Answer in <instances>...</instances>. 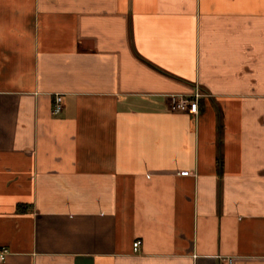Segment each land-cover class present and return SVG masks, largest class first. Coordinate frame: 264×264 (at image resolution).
Returning <instances> with one entry per match:
<instances>
[{
	"label": "crops",
	"instance_id": "1",
	"mask_svg": "<svg viewBox=\"0 0 264 264\" xmlns=\"http://www.w3.org/2000/svg\"><path fill=\"white\" fill-rule=\"evenodd\" d=\"M3 248L264 264V0H0Z\"/></svg>",
	"mask_w": 264,
	"mask_h": 264
},
{
	"label": "built area",
	"instance_id": "2",
	"mask_svg": "<svg viewBox=\"0 0 264 264\" xmlns=\"http://www.w3.org/2000/svg\"><path fill=\"white\" fill-rule=\"evenodd\" d=\"M199 99L200 95L195 94L191 98H186V97H180V98H175L173 99V104L171 105V110L174 112H183V113H198L199 112ZM64 110V101L61 96H57L54 100V105L52 109V113L55 116L60 115ZM142 241L137 240L133 244V250L135 253L139 251L141 248ZM8 250L3 248L0 249V264L4 263L8 257Z\"/></svg>",
	"mask_w": 264,
	"mask_h": 264
}]
</instances>
